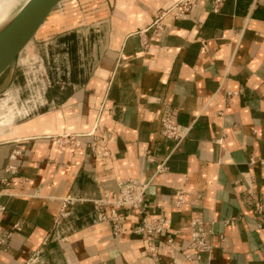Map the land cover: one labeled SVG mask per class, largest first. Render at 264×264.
<instances>
[{
	"label": "crops",
	"instance_id": "0c3cea01",
	"mask_svg": "<svg viewBox=\"0 0 264 264\" xmlns=\"http://www.w3.org/2000/svg\"><path fill=\"white\" fill-rule=\"evenodd\" d=\"M178 1L115 0L111 23L106 15L91 26L100 50L83 85L51 96L53 108L0 121V178L19 166L0 196V264H31L67 198L114 199L130 178L150 182L146 211L168 222L160 252L132 231L136 210H119L115 234L91 201L76 202L53 264H194L185 257L194 218L213 240L195 264H264V0H225L218 10L215 0H192L182 16ZM166 113L192 125L178 144L162 133Z\"/></svg>",
	"mask_w": 264,
	"mask_h": 264
},
{
	"label": "rangeland",
	"instance_id": "374dc122",
	"mask_svg": "<svg viewBox=\"0 0 264 264\" xmlns=\"http://www.w3.org/2000/svg\"><path fill=\"white\" fill-rule=\"evenodd\" d=\"M25 1L15 5L6 22ZM107 1L109 5L104 10L102 3L106 0H65L62 17L54 15L48 18L45 22L47 26L37 34L47 35L52 27L56 31L46 37L35 38V59L19 61V65L16 63L0 79V108H5L0 121L11 123L25 118L27 114L36 113L38 109L53 108L56 103L49 101L51 96L63 99L73 89L83 85L89 72L95 68V56L100 50V45H95L100 32H94L91 26H97L99 19L106 21L107 17L110 24L115 15V0ZM21 58H28L27 52ZM3 125L0 124V127ZM74 204L66 208L65 216L56 225L45 247L33 257L31 264H53L57 256L55 250L67 234V219Z\"/></svg>",
	"mask_w": 264,
	"mask_h": 264
},
{
	"label": "built area",
	"instance_id": "2783aa9c",
	"mask_svg": "<svg viewBox=\"0 0 264 264\" xmlns=\"http://www.w3.org/2000/svg\"><path fill=\"white\" fill-rule=\"evenodd\" d=\"M225 0H215V10L222 5ZM192 6V0H179L173 7L177 9V15L182 16L183 14L190 11ZM158 21V20H157ZM192 129V125H183L178 120L173 118L171 113H166L162 117V133L167 138L173 139L176 143L182 142L186 139ZM67 141L73 139L72 136ZM61 141V140H59ZM98 139L92 142L91 147L96 150L98 146ZM21 150L15 148L10 156L11 159H17L21 155ZM252 161H255L252 158ZM262 169L264 170V158L258 159ZM166 169L165 162H162L157 167V172L164 171ZM19 166L15 164H8L5 168L6 174L0 178V196L11 194L8 191V187L11 184L12 176L8 174H17ZM27 178H21L20 181L24 182ZM148 182H140L137 179L130 178L120 183L119 194L116 198L112 199L109 194L100 198H67L64 201L63 208L57 219L56 225L59 224L61 218L65 216V210L71 204L76 202H88L91 201L94 206L96 218L98 220H108L112 223L115 234H118L122 228L125 215L121 214L119 210L126 208L127 210H136L139 213V220L133 226L132 231L140 236L147 237L149 239L148 245L151 253L158 254L160 252L159 241L156 240L157 236L162 235L168 228V222L165 217L151 216L146 211L145 198L146 192L149 185ZM185 202L184 190H178L176 193L175 207L181 208ZM112 205L110 211L107 210L108 206ZM7 210V205L0 203V214H3ZM56 227V226H55ZM57 229V228H56ZM191 229V240L189 248L194 250V253H186L185 257L192 261L194 264L201 258L203 251H210L213 248V240L209 238V232L204 228L203 221L200 218H194L190 225ZM179 231V230H178ZM165 241L170 246L175 243V234L170 232L166 235ZM4 242V239H0V243ZM172 251H170L171 253ZM31 263V262H30Z\"/></svg>",
	"mask_w": 264,
	"mask_h": 264
},
{
	"label": "water",
	"instance_id": "95a60500",
	"mask_svg": "<svg viewBox=\"0 0 264 264\" xmlns=\"http://www.w3.org/2000/svg\"><path fill=\"white\" fill-rule=\"evenodd\" d=\"M64 1L27 0L22 8L2 26L0 29V79L16 63L19 65V61L30 62L35 59L33 53L35 38L46 37L56 29L52 27L47 35H38V31L49 17L54 15L62 17ZM24 52H27L28 58H21Z\"/></svg>",
	"mask_w": 264,
	"mask_h": 264
},
{
	"label": "bare ground",
	"instance_id": "6f19581e",
	"mask_svg": "<svg viewBox=\"0 0 264 264\" xmlns=\"http://www.w3.org/2000/svg\"><path fill=\"white\" fill-rule=\"evenodd\" d=\"M21 1L22 0H0V29L6 22V19L9 13L11 12V10L15 7L16 4H18ZM25 2L21 5L19 9L22 8Z\"/></svg>",
	"mask_w": 264,
	"mask_h": 264
}]
</instances>
